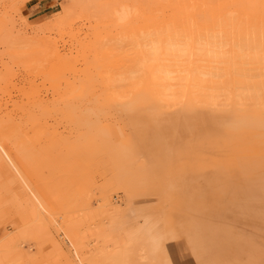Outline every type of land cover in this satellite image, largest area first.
Masks as SVG:
<instances>
[{
	"label": "rangeland",
	"instance_id": "1",
	"mask_svg": "<svg viewBox=\"0 0 264 264\" xmlns=\"http://www.w3.org/2000/svg\"><path fill=\"white\" fill-rule=\"evenodd\" d=\"M174 33L192 53L165 63L204 81L166 105L129 79ZM127 238L124 264H264V0H0V264H111Z\"/></svg>",
	"mask_w": 264,
	"mask_h": 264
},
{
	"label": "bare ground",
	"instance_id": "2",
	"mask_svg": "<svg viewBox=\"0 0 264 264\" xmlns=\"http://www.w3.org/2000/svg\"><path fill=\"white\" fill-rule=\"evenodd\" d=\"M127 16H128V13L125 10H122L119 14H117V18L121 22L124 21L127 18ZM163 35L162 37L165 38L164 42L161 41V39L159 38L160 37L159 35L156 38L154 36L153 37L148 36L147 38H145L146 42L144 41L143 42L144 44L140 48L141 54H140V59L138 61L137 70L135 69L134 74L132 73L133 78H130L129 80L135 81V82L136 80L142 81L141 78L143 76L148 75L150 77L152 88L154 90L157 89L161 91V96L159 100L161 102H164L166 105H169V103L181 104V101L184 97L183 89H186V87L189 86L188 83L190 82L191 83L190 86L192 90H194L193 98L196 101V99H198L199 88L197 87V84L195 85V81L198 80L202 82L204 80L203 79L199 80V77L197 76L192 77L194 75H191L190 72L187 70H183L182 72L174 70L173 67L177 68V63H174V64L172 63V65L166 64L167 61L165 63L166 57L175 58V61H176V60H180L182 57L190 56L192 53L191 52L192 49H191V44L189 43V39L185 38L184 35L179 34V33H174L168 36L165 35V37ZM191 41L192 39L190 40V42ZM193 42L194 41H192V43ZM192 46H194V44ZM204 46H205L204 48H209L210 45L208 43H205ZM254 48H255V45H254ZM239 51H242V47H239ZM212 52H215V51H212V50L208 51V53H212ZM175 75L177 78H175ZM173 79H177L182 82L180 86L181 88L179 90L180 93L174 92L172 89L173 87L169 85V82L172 81ZM217 98H218L217 95L211 94L206 98L205 104L213 108L223 106V105L217 104ZM182 115L183 117L180 119V122H179V129L180 131H183L184 134L188 135L190 131L197 128V126L199 125L200 119L196 116L194 112H191V111L182 112ZM175 120L174 118H171V117L165 118V121L167 122V124H169V127H174L176 125ZM178 121L179 120L177 119V122ZM128 210H129V206H128ZM39 221H40L39 216H36L34 222H39ZM210 234L212 236L214 235L213 233H210ZM130 245H131L130 239L127 238L123 240L121 243V247L111 254V257H110L111 264H124L127 261L129 253H130V249H128ZM104 250H106V247ZM97 251L102 252L103 249H98ZM139 259L142 260V257H139Z\"/></svg>",
	"mask_w": 264,
	"mask_h": 264
}]
</instances>
